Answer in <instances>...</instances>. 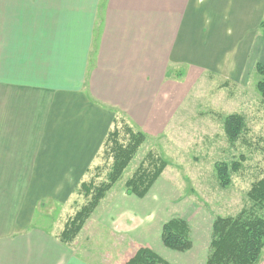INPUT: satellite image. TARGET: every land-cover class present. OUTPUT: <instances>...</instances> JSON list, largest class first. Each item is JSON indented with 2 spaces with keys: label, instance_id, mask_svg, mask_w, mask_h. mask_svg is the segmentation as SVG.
I'll use <instances>...</instances> for the list:
<instances>
[{
  "label": "crops",
  "instance_id": "1",
  "mask_svg": "<svg viewBox=\"0 0 264 264\" xmlns=\"http://www.w3.org/2000/svg\"><path fill=\"white\" fill-rule=\"evenodd\" d=\"M262 23L264 0H0V264H89L60 241L71 216L44 224L72 199L114 119L147 128L181 66L241 74L264 48ZM141 244L127 253L163 248Z\"/></svg>",
  "mask_w": 264,
  "mask_h": 264
},
{
  "label": "rangeland",
  "instance_id": "2",
  "mask_svg": "<svg viewBox=\"0 0 264 264\" xmlns=\"http://www.w3.org/2000/svg\"><path fill=\"white\" fill-rule=\"evenodd\" d=\"M247 56V65L236 76L177 68V73L160 88L158 109L147 128L139 129L131 123L132 129L125 116L118 117L110 130L118 131V142L127 145L132 130L141 133L144 140L70 243L80 258L89 264H121L134 244L157 242L163 246L162 251L154 247L153 251L169 264H205L211 241L205 242V238L212 237L214 219L250 208L247 192L264 175V99L257 89L261 77L255 70L257 64L264 66V48L250 51ZM230 115L244 120V130L234 143L224 134V120ZM111 145L109 136L82 182L93 187L91 192L85 194L81 184L65 206L51 210L44 225L73 217L94 196L96 187L108 183L114 162ZM159 161L167 164L160 178L143 199L132 196L130 232L121 226L123 220H131L130 213L120 216L116 200L124 197L126 181L141 166L150 168L151 162ZM233 163L239 168L236 172L228 169L230 182L222 188L215 167L226 164L231 168ZM129 207L123 205L124 211ZM173 218L192 227L194 247L189 256L167 250L161 241L163 225ZM114 222L121 226L116 227L118 231ZM196 226L202 228V233ZM192 255L194 259L188 260ZM257 264H264V249Z\"/></svg>",
  "mask_w": 264,
  "mask_h": 264
},
{
  "label": "trees",
  "instance_id": "3",
  "mask_svg": "<svg viewBox=\"0 0 264 264\" xmlns=\"http://www.w3.org/2000/svg\"><path fill=\"white\" fill-rule=\"evenodd\" d=\"M264 35V23L261 24ZM256 73L261 77L257 89L264 99V66L257 64ZM119 119H114V125ZM120 122H124L120 120ZM132 128V124L126 121ZM125 124V122H124ZM113 125V126H114ZM133 129V128H132ZM131 129V130H132ZM244 130V120L239 115H230L224 120V134L230 143L238 140ZM132 130V140L127 145L118 142V131L109 132L112 142L111 154L113 167L108 175V183L94 189V196L88 200L73 217H70L59 238L63 244H70L81 230L84 222L97 207L105 192L114 184L126 169L131 158L142 144L144 137ZM111 134V135H110ZM106 139V140H107ZM150 156V155H149ZM167 164L164 161L151 162L150 168L140 169L125 183L126 194L143 199L153 184L160 178ZM239 168L233 163L231 168L226 164L215 167L217 180L222 188L229 182L228 172H236ZM229 169V171H228ZM91 185H81L85 194L91 192ZM250 208L241 209L234 216L216 217L212 224V237L209 253L205 264H257L264 249V175L255 181L247 192ZM161 241L163 245L174 252L185 253L191 249L190 229L188 224L179 218H173L162 227ZM122 264H169L160 258L152 249L138 246L132 253H126Z\"/></svg>",
  "mask_w": 264,
  "mask_h": 264
}]
</instances>
